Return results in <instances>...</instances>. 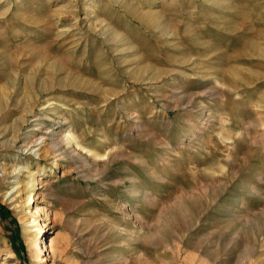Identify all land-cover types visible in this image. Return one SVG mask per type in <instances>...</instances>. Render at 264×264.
Wrapping results in <instances>:
<instances>
[{
  "label": "rangeland",
  "instance_id": "374dc122",
  "mask_svg": "<svg viewBox=\"0 0 264 264\" xmlns=\"http://www.w3.org/2000/svg\"><path fill=\"white\" fill-rule=\"evenodd\" d=\"M0 264H264V0H0Z\"/></svg>",
  "mask_w": 264,
  "mask_h": 264
},
{
  "label": "bare ground",
  "instance_id": "6f19581e",
  "mask_svg": "<svg viewBox=\"0 0 264 264\" xmlns=\"http://www.w3.org/2000/svg\"><path fill=\"white\" fill-rule=\"evenodd\" d=\"M36 141H38V142H36ZM42 141H43V138H35L31 142H29V144H25V145L22 144V145H20L19 148H21L22 150H28V149H31L32 146L35 145L34 143H36V145H37V144L41 143ZM21 146H24V147L22 148ZM31 150L34 151V148L31 149ZM16 169H17L16 167L11 168L10 173H14L16 171Z\"/></svg>",
  "mask_w": 264,
  "mask_h": 264
}]
</instances>
